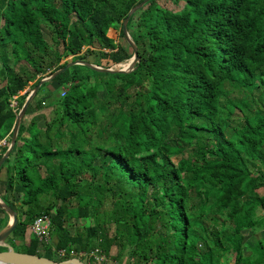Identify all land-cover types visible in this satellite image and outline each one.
Masks as SVG:
<instances>
[{
	"label": "trees",
	"instance_id": "trees-1",
	"mask_svg": "<svg viewBox=\"0 0 264 264\" xmlns=\"http://www.w3.org/2000/svg\"><path fill=\"white\" fill-rule=\"evenodd\" d=\"M141 1L0 0V157L28 93L66 58L110 68L132 57L109 32L123 38ZM183 1L173 12L151 0L130 17L132 72L76 65L39 88L34 107L53 106V116L41 127L29 105L0 167V198L22 205L6 243L28 234L16 252L52 249L46 258L85 264L90 252L116 264H222L226 254L264 264V239L250 246L243 234L264 232V0ZM51 85L65 92L36 99ZM49 214L44 244L30 226Z\"/></svg>",
	"mask_w": 264,
	"mask_h": 264
},
{
	"label": "water",
	"instance_id": "water-1",
	"mask_svg": "<svg viewBox=\"0 0 264 264\" xmlns=\"http://www.w3.org/2000/svg\"><path fill=\"white\" fill-rule=\"evenodd\" d=\"M149 1L151 0H142L141 2L136 4L134 7H132L128 11L125 19L121 23V31L123 34V38L132 52V57L127 61V64L125 65L116 64L110 68H103V67L90 64L88 62L80 61V60L70 61V62H67L62 68L54 71L53 73L39 80L36 86H34L32 90L28 93L27 97L25 98L23 102L22 107L17 113L15 124L12 130V135L10 137L9 145L6 151L0 157V167L3 164V162L8 158L10 153L13 151L15 147L16 137H17V133H18L21 120L24 117L29 105L32 103L34 97L36 96L42 84L53 80L56 76H58L59 74H62L68 68L72 66H76V65L86 67L92 71H96L100 73H107V74H126V73L132 72L135 69L136 65L139 62V57L137 53V48L128 33L127 24H128L130 17L135 12L140 10ZM0 209L9 218L7 225L0 231V247L6 248L5 251L0 252V264H85L79 258H70V259L62 260V261H54L46 257H40L37 255L16 252L11 246L7 245L5 242L18 223L17 213L13 209H11L8 205H6L1 198H0Z\"/></svg>",
	"mask_w": 264,
	"mask_h": 264
},
{
	"label": "rangeland",
	"instance_id": "rangeland-1",
	"mask_svg": "<svg viewBox=\"0 0 264 264\" xmlns=\"http://www.w3.org/2000/svg\"><path fill=\"white\" fill-rule=\"evenodd\" d=\"M157 3L159 5V7L164 8V9H167L169 11H173V12H179L184 7V1L183 0L179 1L178 3H175V0H157ZM0 26H1V23H0ZM42 34H43L44 39L50 45H52L50 30L48 28H46V27H42ZM109 36L111 38H113L117 43L120 42L123 46H126L128 48V50L131 51V49L129 48V46L126 44L124 38L118 37V33H117V31L115 29H111L110 30ZM64 61L70 62L71 61V57L66 58ZM90 61L96 63L97 62V59H96V57L90 58ZM125 64H127V61L121 63L120 65H125ZM31 84L32 83H29V86ZM49 89L50 90H53L55 92V93H53V95H51V97H49L50 96V93H49L50 90ZM61 91H62V89H60V88L57 89L54 85H51L50 87H48V90L47 89H43L39 93V95L37 96L36 99H39L40 97H42L43 99L49 101L55 95H57V94L60 95ZM23 93L24 92L20 93V95H22ZM229 95L232 96V97H234V96H236V93L229 92ZM39 101H40V99H39ZM31 104H33L31 111H33L35 109L34 115H36L37 120L40 121L41 127H43L44 126V122H45L44 116L46 118H51L53 116V112H54L53 106H51V107L48 106L47 107V105H45V106H40L37 109V107H34L35 106L34 105L35 103H33V101H32ZM29 118H30V116H27V117L24 118V120L25 121H28ZM4 174H5V171L2 170L1 175H0V195H4L5 194L4 193V186H5L4 185ZM258 192L260 194H263V189H259ZM21 207H22V205L20 204V202L16 200L15 203L13 204V209L14 210H17V211H20L21 210ZM263 215H264V212L262 210H260V211L257 212V216L258 217H261ZM2 217H3V215H0V218H2ZM17 219H18V216H17ZM3 220L6 223H8L9 218L3 217ZM90 223L91 222H89V221L80 220L77 224H79V226L83 227V226L89 225ZM67 226L69 227V230L72 232L73 231V225H72V222L71 221L68 222ZM108 232H109V236H112L113 235V228L110 227ZM243 234L245 236L244 241L246 243L250 244V246H253L254 244H256L257 241H260V240H263L264 239V232L259 227H256L253 230H245V231H243ZM27 242H28V234H27L26 240L24 242H20V241L15 240L14 244H12V248L14 250H17V251H22L23 245L27 244ZM7 245H9V244H7ZM9 246H11V245H9ZM117 252H118L117 247H113L111 249L110 255L111 256H114L115 254H117ZM52 254H53V250L52 249H49L43 255L46 256V257L53 258L52 257ZM244 254L250 256L251 255V251L249 249H244ZM70 255H73V253L70 254ZM58 259H59V257H58ZM84 260L87 261V258H84ZM104 260L105 261L104 262H101V263H98L97 261L94 260V263L93 264H116V262H117V259H113L112 257H109L107 259L105 258ZM127 260H128V258L127 257H124V260H123L124 262L122 264H127ZM233 262H234V255L233 254H226L225 257L221 261L222 264H233Z\"/></svg>",
	"mask_w": 264,
	"mask_h": 264
},
{
	"label": "built area",
	"instance_id": "built-area-1",
	"mask_svg": "<svg viewBox=\"0 0 264 264\" xmlns=\"http://www.w3.org/2000/svg\"><path fill=\"white\" fill-rule=\"evenodd\" d=\"M65 92V90H62V94ZM11 106H15V102H12ZM5 143L4 140H0V145H3ZM51 215H42L38 217L30 226V232L31 234L36 237L41 243L49 244L50 243V236H49V230H50V224H51ZM59 256L63 257L65 255V251H59ZM81 257L87 258L88 260L90 258L94 259L98 263L104 262L105 258L102 256L96 255L94 252H90L89 254L81 253Z\"/></svg>",
	"mask_w": 264,
	"mask_h": 264
}]
</instances>
